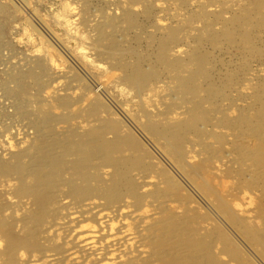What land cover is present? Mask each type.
Here are the masks:
<instances>
[{"label":"rangeland","instance_id":"1","mask_svg":"<svg viewBox=\"0 0 264 264\" xmlns=\"http://www.w3.org/2000/svg\"><path fill=\"white\" fill-rule=\"evenodd\" d=\"M239 2L235 3V0H0V264H24L23 262L31 255L40 256L45 249L52 246L56 248L54 251L63 250V246L56 247V243L59 244L61 240L59 231L54 233L52 229V216L61 217L65 209L61 208L62 205H58L55 198L51 199L54 203L51 201L52 204L47 205L44 210V222L37 226L40 229V236H31L29 240L26 237L35 231L36 219L33 218H36L34 217L36 205H23L26 201L29 204L30 199L25 198L23 202L19 198H22L21 189L24 186H31L38 179L35 174L36 169H30L28 166L34 155L33 148L35 150V145L39 142L37 140L41 137L47 141L53 140L56 149L61 151L62 146H69L83 135L99 134L97 129L102 123L98 121L108 120L119 123L117 132L131 134L139 144L138 149L149 154L144 159L147 171L135 173L140 176L147 174L148 177L144 180L153 178L156 183L139 188L141 193H146L144 204L136 210L141 219L126 217L125 221L128 222L127 228L131 232L137 230L136 239L150 251L147 255L153 253L151 261L147 264H164L161 251L154 246L155 238H152L151 233L155 232V235H158L159 231L164 229L160 226L161 222L168 220L174 212L178 214L185 212L186 214L179 216L182 219L184 216L187 217L190 225L199 221L197 223H200V226L205 224L208 227L205 229L213 231L218 228L224 233V236L218 239V243L215 238L216 246L224 250L221 254L223 260L218 257L211 258L209 261L213 263L210 261L209 264L215 262L222 264L223 262L220 261L227 259L231 264H243V262L248 264L254 261L252 259L255 256L256 260L264 258L260 246L252 244L216 204V199L220 197L232 211L240 207L247 208L246 213L252 212V215L253 213L255 215L257 211L253 212V209H257L256 200L261 199L259 198L261 189L256 191L255 188L246 185L248 180L254 178L252 171L248 174L250 176L244 174L246 177H240L241 168L236 163L241 160L237 156V148L252 145L251 130L246 124L240 128L232 127L234 125H229L228 119H237L238 122L245 112L247 116H255L254 110L249 108L252 107L255 93L264 89V27L257 28L259 30L257 42L260 43L256 42L254 51L244 48L241 39L235 40V43L234 39L230 38L217 41L211 37L212 33L204 31L205 27L211 25L213 29L211 32L222 36L223 32L228 30L227 23H232L234 15L240 11L242 5H239ZM237 28L242 30L244 25ZM111 43H116V50L111 47L106 49ZM168 45L164 58L160 59V52ZM190 51L192 53H189ZM200 51L210 58L207 66L212 70L213 76L209 82L223 90L219 92L221 94H217L218 100L203 102V109L196 113L200 115L207 113L210 120L200 122L202 126L199 127V123L198 132L194 135L193 132L185 134L183 148L188 152V159L186 157L187 161H185L171 154L169 145L161 139H156L146 129V123L155 121L160 124H175L188 120L189 111L186 105L189 104L190 99L194 103L193 101L198 100V97L193 94L185 95V98L177 97L179 90L175 77L177 74L186 76L194 69L188 64ZM117 52L125 58L121 65L127 69L139 67L146 78L145 81L150 76L152 79L148 82L151 81L153 86H159L154 92L157 95L153 97L151 102L153 104L147 97L154 94L153 91H150L149 87L140 91L136 81L127 80L128 72L114 63V58L118 57ZM170 61L180 63L182 69L183 66L186 68L183 71H175L168 66L167 63ZM204 84L203 87H206L207 83ZM172 101L181 106L180 110H183V113L177 114L174 111L171 114H164L165 106ZM92 111L95 112L96 121L92 119ZM156 111L157 114L161 113L157 117L153 114ZM76 113H80L79 116L76 117ZM245 135H248L249 139ZM103 137L110 140L112 133ZM240 137L243 139L237 140ZM80 155L81 153L78 156H65L66 165L73 166L74 160L76 161ZM217 155L218 157H214ZM190 156H194L193 159ZM212 158L214 160H211ZM200 162L203 164L201 168L205 166V169H198L195 166ZM244 162L243 165L246 164L243 169H247L249 162ZM234 164L237 166L235 167ZM209 166L211 170L215 169L211 171ZM236 168L239 170L237 171ZM104 169L111 172L110 166ZM207 169L211 172L208 173ZM220 172H224V177ZM69 174L66 178L70 177ZM206 174L216 178L213 180L217 184L210 181ZM167 177L175 180L172 189L164 183ZM138 178L141 180L140 177ZM231 181H234V186ZM201 182L207 184L209 189H204ZM191 183L194 187L196 185L198 190L191 188ZM93 184L95 185V182ZM228 186L234 191L230 192L232 188L227 189ZM66 190H69L68 186H60L55 197ZM231 193L233 199L229 201L228 199L232 198ZM65 196L73 203L79 201L72 195ZM127 197H130L128 201L131 203L135 200L132 194L125 196ZM99 199L100 203L105 205V199L101 197ZM124 203L125 200H120L114 205H124ZM232 203L235 204L232 206L230 205ZM215 208L226 218L223 219L224 217L218 214L217 216L221 218L218 217L220 224L211 222L209 225L204 222L202 225L198 216L212 218L209 214L211 212L215 217L216 211H213L216 210ZM195 215L197 217H194ZM243 215L247 216V214ZM193 217L194 222L189 220ZM170 219L166 222L167 229L171 226ZM225 226L234 229L229 231ZM10 232L20 237L12 250H9ZM22 237L24 239L20 241ZM247 243L250 245L248 246ZM39 248L43 250L38 251ZM250 248L255 249L257 253ZM245 250L247 253L254 251L251 253L255 256L247 254ZM84 258L77 264H87V256ZM133 262L137 263V260ZM252 263L254 264L255 261ZM56 264L69 263L65 257H62Z\"/></svg>","mask_w":264,"mask_h":264},{"label":"bare ground","instance_id":"2","mask_svg":"<svg viewBox=\"0 0 264 264\" xmlns=\"http://www.w3.org/2000/svg\"><path fill=\"white\" fill-rule=\"evenodd\" d=\"M237 1H240L239 5H242V7H240V11L236 15H234V19L232 20V23H227V25L229 24L228 30L223 32L222 36L218 33L211 32V30H213L211 25L207 27L204 26L206 28V30L204 31L212 33L211 37L217 41L222 40L223 38H226V39L230 38L231 40L234 39V43H235V40L241 39L243 40L242 46L244 48H249V51L251 50L254 51V47H255V44L258 38L257 31H259L257 28L264 27V0H235V3ZM245 1L246 3L244 4ZM241 25H244V28L242 30L237 28V27H240ZM199 42H201V40ZM257 43H260V42H257ZM108 47L109 48L111 47L114 50L117 49L116 43L109 44L106 47V49ZM168 47L169 45L166 47L164 46L163 50L159 54L160 59L164 58L165 50ZM189 53H192V52L190 51ZM116 55L118 57L114 58L115 59L114 63L119 64V66L124 68L125 72H128V74H126L127 76L126 78L129 82L136 81V83L138 84V89L140 91L146 89L147 87H149V90L150 91L152 90L153 93L157 91L159 86L158 85L153 86L152 85L153 83L151 81L148 82V80L152 79V77L149 76L148 80L145 81L146 78H144L143 72L141 71L139 67L134 66L133 67L134 70H133V68L126 65L127 67L131 68V69H127L126 67L121 65V62L124 61L125 59L124 57H122L123 55L119 52H117ZM209 60L210 58L208 57V55H206L205 53L201 51L197 52V54H195L194 57H192V59L189 61V64H188L189 67L192 65L194 69L193 70L189 69L192 71L186 76H181L180 74H177L175 77L177 79L176 83H177L178 90H179L177 93V97L185 98V95H188V94H193L198 97V100L193 101L194 103H192L191 99L190 100L188 99L189 104H187L186 106L188 107L189 117H188V120L183 121L186 123L177 122L175 124H160L159 122L157 123L155 121H149L146 123V129H148V131L156 139H161L163 142L167 143V145H169L171 154H173L177 159H180V160L183 159L187 161L186 157L188 159V152L186 151V148L185 150L183 148L185 134L187 132L189 133L193 132V135H194V133L198 132V128L202 126L200 122H205V121L210 120L209 114L202 113L200 115L196 113H198V111L203 109L202 108L203 102L218 100L217 94H221L219 92L223 90L222 88L217 87L214 83L209 82L213 76L212 70L208 68L207 66V64L209 63ZM167 64L168 66L173 68L175 71H180V70L183 71V69L186 68L183 66V69H182L181 64L178 62L170 61ZM229 76H231V74H229ZM235 79L236 78H234V81L237 82V80ZM205 82L207 83V85L206 87L205 86L203 87V84ZM201 92H203V94H200ZM147 94L148 93H146V95ZM156 95H157L156 93L147 95L148 101L151 103L153 100V97ZM254 97L255 98H254L252 107H250L249 109H251L252 111L254 110L255 116H250V115L247 116L245 115L246 114L245 112V114H243L239 118V121H238L239 123L237 122V119L235 120L234 119L231 120L228 118L227 119L229 121L228 123L229 125H234L232 127L240 128V126H243L244 124H246L249 130H251V132L250 131L249 132L251 134L250 138H252V142H251L252 145H244L243 147H240V149L237 148L238 152L236 153L238 154L237 156L240 157L241 160H238V161L236 160L237 161L236 163L237 165H239V168H241V170L237 168L236 169L237 171L238 170L240 171L239 173L240 177H246L244 174L248 175L252 171L254 178L253 180H248L246 185L252 189L255 188V190L261 189L259 190L261 192V195L259 198L261 199L260 201L256 200L259 206L257 204L255 205L257 209H253L251 207L253 209V212L254 210L255 212L257 211L256 212L257 214L254 215L253 213L252 215V212L246 213L248 209L246 208L247 209L246 210V209L241 208L240 207L241 205H238L240 208H237L236 210L237 212L232 211L229 208V206L226 205L225 202H223V200L220 197L216 199L217 201L216 204L224 212V214H226L229 221L232 222L234 225L238 226L241 229V232L244 234V236L247 237L248 240L252 244L256 246H260L262 252L264 253V89L261 90V92L260 90H258L255 93ZM180 108L181 106L178 103H175L174 101H172L165 106L164 114L166 113L171 114L174 111L177 114L183 113V110H180ZM221 109H218V110H221ZM149 110L153 111V109H149ZM94 113L95 112L92 111L91 116H92V119L96 121ZM152 113L153 112H151V114ZM76 114H77L76 115L77 117L79 116L80 113H76ZM153 114L155 117H157L161 113L157 114V111H156ZM220 115L221 114H219V116ZM214 121H217V120L214 119ZM98 122L102 123L100 124V126H98V129H97L99 134L94 133V134L83 135L82 137L78 138L75 142H72L69 146L68 145L62 146L61 151H58L56 149V147L54 146L53 140L47 141L43 137L37 140L39 142L36 143L35 150L33 148L34 155L31 157L32 159L30 160V163L28 164V166L30 167V169H34V168L36 169L35 174L38 177V179L35 181L34 184H32L29 187L24 186L21 189L18 186V188L21 189V193H22V196L19 195L22 197V198H19V200L24 202L23 199L25 198L30 199L29 204L26 201L23 203V205H36V207L34 208L35 210L34 214L36 215L34 217L36 218H33V219H36L35 224H34L35 231L34 233L32 232L28 234V236L26 235V237H28V240H29L31 236H34V235L40 236L39 235L40 229L39 227L37 228V226H39L42 222H44L45 220L43 218L44 210H46L47 205L52 204L53 201L51 199L55 198V200L58 201L57 202L58 205H62L61 208L65 209V212L63 213L61 217H57V215L52 216V219H53L52 229L53 231H55L54 233H56V231H59L58 234L60 235V240H61L60 242H58L59 244L56 243L57 245L56 247L58 248V247L63 246V250H61V252L54 251L56 248H52L53 246L50 248L48 247L47 249H45V251L42 252V254H40V256L34 257L33 255H31L30 257H28L23 262L24 264H42L43 262H45L44 264H56L58 260H60L62 257L63 258L65 257V259L68 261L69 264H77L81 259H85L84 257L86 256H87L86 260L88 262L87 264H145V263L147 264V262L151 261V258L153 257V253L151 252L150 255H147L150 253V251L146 250V248L143 247L141 242H139L138 239H136V237H138L137 230L131 232V230L127 228L128 222L127 223L125 222L126 217H130L131 219H134V218L141 219L140 215L136 212V210H138L139 207L144 204L143 201H144V197L146 196V193L145 192L141 193L139 191V188H142L143 186H146L148 184L154 185L156 183L153 178L149 180H146V179L144 180V178L148 177L147 174L143 176H140L138 174L139 172L144 173V171H147L146 170L147 166L144 162V159L145 157L149 156V154H147V152L146 153L142 152L140 149H138L139 144L131 134L129 133L121 134L117 132V130H119V127H120L119 123L113 122L111 120H108L107 122L106 121H98ZM222 122L221 124H223ZM245 130L248 132L246 128ZM245 130L243 131L245 132ZM108 133H112V137L110 140H106L103 137V135H106ZM203 136L205 137L206 135L204 134ZM223 137L226 138L225 136ZM240 139H243V138L240 137L237 140H240ZM218 146H221V145L218 144ZM29 148L32 149L31 147ZM79 153H81V155L76 161L74 160V163H73L74 165L68 167L66 165L65 156L66 157L67 156H70V157L78 156ZM193 157L194 156H190L191 159H193ZM214 157H218V155ZM211 160H214V159L212 158ZM231 161L233 162V160ZM241 161L249 162L247 164L248 165L247 169H243L246 163L244 162L245 164L243 165V162L239 163ZM107 166L111 167V172L104 169V167H107ZM195 166L198 167V169L206 168L205 166L204 168H201L203 166L202 162L198 163ZM27 168L28 167H26V169ZM192 168L193 167H191V169ZM209 169H210V166H209ZM203 171L204 170H202V172ZM207 171L208 173L211 172L208 169ZM207 171H204V172H207ZM135 172H138V173H135ZM220 173H222V175L224 174V172H220ZM68 174L70 175V177L66 178V175ZM105 174H107V176H105ZM206 175L208 176L207 178H210V181L214 182L213 180L214 177H209L208 174ZM138 177H140L141 180H139ZM225 178H228V177H225ZM200 180L203 181L202 179ZM219 181H222V180L219 179ZM219 181H218L219 183L218 185H220ZM93 182H95V185L93 184ZM174 182L175 180L170 177H167L166 180L164 181V183H166V186H168V188L170 189L174 187V184H175ZM203 183L201 182L200 184L202 185ZM231 184L234 186V181ZM64 185L68 186L69 190H66V192L65 191L63 192V194L57 195L55 197L56 191L60 189V186H64ZM191 186H192L191 188L193 189L196 188V185L194 187L192 183H191ZM202 186L206 190L209 189L207 184H203ZM231 188L232 187H229L227 189H231ZM196 189L198 190V188ZM222 189L224 190L223 186L221 190ZM19 190H18V193H19ZM232 190L234 191V189L232 188L230 192H233ZM194 191L196 192V190ZM198 193L200 194V192ZM68 194L79 199V201L76 203H73L70 199H67V197L65 196ZM130 194H132L135 199L134 201H132V203L128 201V198L130 197L125 198V196L130 195ZM230 195L229 196L232 197V193ZM99 197L105 199V205H102V203H100ZM235 197L236 195H234V198ZM232 199L233 197L228 200L230 201ZM120 200H123V201L125 200L124 205L122 204L114 205ZM204 200H207V199H204ZM233 204L235 203H232L230 205L233 206ZM194 211L191 213L193 214ZM213 211H216V216H215L216 218L213 216L211 212L209 214L212 215V218L211 217H206V218L201 217L200 218L198 216L199 218L198 220L201 219L200 222L202 225L204 222L206 224L208 223L209 225L211 222L219 223L218 221L219 216H217L219 214L218 213L219 211L217 209ZM183 214H186V213L184 212V213L178 214L177 212H174L171 214L170 216L171 219L169 218L171 226L169 229H167L166 227V222H169V219H168L166 221L161 222L160 226L163 227L164 229H162L161 231L158 230L159 231L158 235H155V232H152V233L150 232L151 235H153L152 238H155L154 246L160 249L161 251V254H162L161 259L163 263L164 264L165 263L166 264L167 263L169 264H209V262L211 261V260L209 261V259L211 258L215 259L218 257L222 259L221 254L224 252V250L218 248V246L216 245L218 243V239H220L222 235L224 236V233H222V231L218 228L213 229V231L210 229H205V228H208L205 224L203 226H200V223H197L199 221L194 222V219H195L194 217H197V215H195L193 219H191L192 217L189 219L194 222V224L190 225V223H188L187 217L184 216L182 219L181 216H179V215L183 216ZM222 214H219V215L222 216ZM243 214H247V216L244 217ZM223 217L224 216H222V218ZM225 218L226 217H224L223 219ZM256 219H258L257 222L259 221L260 223H257ZM6 222H8V220H6ZM6 222H4L5 225L7 224ZM187 224L190 226L194 225L195 227H190ZM223 224H226V223H223ZM230 225L232 224H229V226ZM225 228H228V227L225 226ZM228 229L230 231L231 229H234V228L231 227L230 229L229 227ZM237 232L238 231H236V233ZM241 232H238V233H241ZM215 238H216L217 243L215 241ZM232 238H234V236ZM19 239L20 237L11 234L10 238L8 239L10 241L9 250H12L13 248H15V244L17 243ZM22 239H24V237H22L20 241H22ZM246 242L247 241H245V243ZM236 245H238V243ZM243 246H244V243H243ZM229 249H232V248H229ZM250 249L256 252L255 249L253 248H250ZM41 250L43 249H40V248L38 249V251H41ZM251 252H248V253L246 252V253L249 255L255 256L254 254H252L253 252L252 253ZM258 254L256 255L257 256L260 255L261 257V254L259 255ZM156 255L158 257L160 256V254H156ZM255 258L252 260H254L256 264H264V261H262L264 260V258L260 259L258 257L259 259L258 258L257 259L259 261L256 260ZM135 259L137 260V263L133 262V260ZM244 260L245 259H243V261ZM143 261L144 262L146 261V262L143 263ZM220 262L221 263L223 262L224 264H231L228 259L225 261H220ZM252 262L248 264H253ZM216 263L218 262H215L214 264ZM243 264L245 263L243 262Z\"/></svg>","mask_w":264,"mask_h":264}]
</instances>
